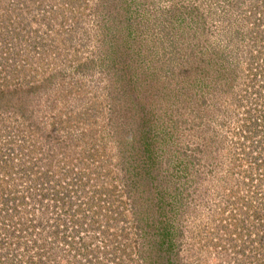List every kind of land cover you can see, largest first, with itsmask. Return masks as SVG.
I'll return each mask as SVG.
<instances>
[{
    "label": "rangeland",
    "instance_id": "1",
    "mask_svg": "<svg viewBox=\"0 0 264 264\" xmlns=\"http://www.w3.org/2000/svg\"><path fill=\"white\" fill-rule=\"evenodd\" d=\"M263 115L264 0H0L7 257L264 264Z\"/></svg>",
    "mask_w": 264,
    "mask_h": 264
},
{
    "label": "trees",
    "instance_id": "2",
    "mask_svg": "<svg viewBox=\"0 0 264 264\" xmlns=\"http://www.w3.org/2000/svg\"><path fill=\"white\" fill-rule=\"evenodd\" d=\"M259 120H263L261 122H258L259 125L256 124V126L260 127V129H258V127H254L255 128L254 133L261 134L263 136L262 138H264V115L262 116V119ZM262 144H264V140L262 141ZM260 162L261 163L257 164L255 167H251V169L254 170V172L250 173L249 177L251 179V182H248L246 185L248 186L247 188L248 192H250L252 189L250 187H254L253 189L255 191L253 194H256L258 197L262 196L260 200L262 199L263 202L257 203L255 207L257 206L262 207V210H264V159H261ZM0 219H3L1 214H0ZM6 227L7 225H3V223H0V264H12V260H9L8 257L5 256L6 252L9 250V245H5L4 242L6 239H9L10 237L14 238V236H12L13 232L10 233V231H8ZM54 233L58 234L59 237L61 236L57 228H55Z\"/></svg>",
    "mask_w": 264,
    "mask_h": 264
},
{
    "label": "built area",
    "instance_id": "3",
    "mask_svg": "<svg viewBox=\"0 0 264 264\" xmlns=\"http://www.w3.org/2000/svg\"><path fill=\"white\" fill-rule=\"evenodd\" d=\"M7 245H9V243H8ZM7 255H8V254L6 253L5 256H7ZM8 259H10V258L8 257ZM18 262H19L18 257L13 258V260H12V264H17Z\"/></svg>",
    "mask_w": 264,
    "mask_h": 264
}]
</instances>
